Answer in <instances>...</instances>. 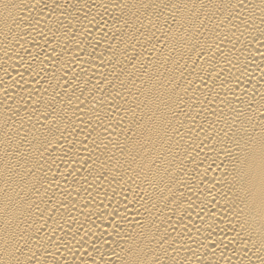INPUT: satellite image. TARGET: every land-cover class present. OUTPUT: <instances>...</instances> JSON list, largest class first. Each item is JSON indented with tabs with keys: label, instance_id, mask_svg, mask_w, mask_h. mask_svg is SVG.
Here are the masks:
<instances>
[{
	"label": "bare ground",
	"instance_id": "obj_1",
	"mask_svg": "<svg viewBox=\"0 0 264 264\" xmlns=\"http://www.w3.org/2000/svg\"><path fill=\"white\" fill-rule=\"evenodd\" d=\"M0 264H264V0H0Z\"/></svg>",
	"mask_w": 264,
	"mask_h": 264
}]
</instances>
